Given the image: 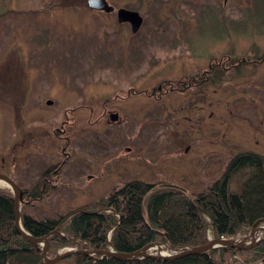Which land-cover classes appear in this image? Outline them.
Masks as SVG:
<instances>
[{"label": "rangeland", "instance_id": "374dc122", "mask_svg": "<svg viewBox=\"0 0 264 264\" xmlns=\"http://www.w3.org/2000/svg\"><path fill=\"white\" fill-rule=\"evenodd\" d=\"M107 1L140 12L138 36L124 37L109 17L103 39L87 0H0V173L31 188L45 168L63 166L49 175L56 188L25 205L37 218L65 214L134 178L197 194L236 152L264 154V0ZM255 54L263 59L170 86L225 57ZM254 231L247 247L264 236ZM158 243L147 250L156 253ZM68 248L78 249L58 253Z\"/></svg>", "mask_w": 264, "mask_h": 264}, {"label": "trees", "instance_id": "16d2710c", "mask_svg": "<svg viewBox=\"0 0 264 264\" xmlns=\"http://www.w3.org/2000/svg\"><path fill=\"white\" fill-rule=\"evenodd\" d=\"M252 57L263 59L256 54L225 57L196 76L195 83L218 77L233 62L240 66ZM62 167L48 166L31 188L23 187L22 225L35 237L47 236L48 256L63 247L134 252L155 242L187 249L206 244L209 233L214 238L236 237L264 218V154L252 149L233 154L220 176L197 194L181 186L134 178L107 196L56 217L26 213L25 205L56 188L49 175H59ZM14 208V194L0 186V264H41L42 247L19 233ZM70 256L75 264H264V236L250 247L218 246L173 259L101 257L99 253Z\"/></svg>", "mask_w": 264, "mask_h": 264}, {"label": "water", "instance_id": "95a60500", "mask_svg": "<svg viewBox=\"0 0 264 264\" xmlns=\"http://www.w3.org/2000/svg\"><path fill=\"white\" fill-rule=\"evenodd\" d=\"M87 2L89 3V5L96 7V8H102L106 4V0H87ZM118 19L120 21L122 20L131 21L133 31H136L140 27L143 21L142 15L137 10L128 9L126 7L119 8ZM0 180L6 182L13 191L14 207H15L14 208L15 224H16V227L19 233L23 235L25 238H27L28 240L34 242L35 244L42 245L41 260H40L41 264H45V263L51 264V263H54L60 260L61 258H64L74 253H82V254L89 255L90 257H93L95 256L96 253H99L101 254V257L105 255H110V256H115V257H124V258L136 257V256H140V257L158 256V257L173 259L177 257H182L187 254L201 252L209 248L218 247V246L247 247L248 245H246V241L250 238L254 230L260 228L258 226L256 227V225H253L250 232L244 237H240V238L239 237L238 238L215 237V238L209 239V241L206 244L195 246V247H190L187 249H182V250L176 251L174 253H169V254H161L159 252H156V253L149 252L147 250L148 249V245H147L134 252H118L113 249H71V248H68L67 250H64L63 252H59L55 256L50 257L47 255L49 247H50V243L48 241L47 236L35 237L32 234H30L28 231H26L22 225V222L20 219L21 217L20 203L24 201L23 188L12 177H10L7 174L0 173ZM262 229L264 230V227ZM158 244H162V243H158ZM162 245L165 246L166 248H169L165 244H162Z\"/></svg>", "mask_w": 264, "mask_h": 264}, {"label": "flooded vegetation", "instance_id": "af4514ba", "mask_svg": "<svg viewBox=\"0 0 264 264\" xmlns=\"http://www.w3.org/2000/svg\"><path fill=\"white\" fill-rule=\"evenodd\" d=\"M184 0H181V4L183 3ZM87 6L86 8H88L89 10H91V12L98 18V17H101V19H99V22H101V26L103 27L102 29V37L103 39L107 40L108 39V35L106 34V30H107V24L109 23L108 19L109 17H112L113 21L114 19L116 20V23L118 26L120 27H123L125 29V33L126 35H124V37H127L130 38V37H133L135 38L136 36H138L142 30V26H143V22L141 23L140 27L136 30V31H133L132 29V24H131V21L129 20H122L120 21L118 19V10L119 8L121 7H126V6H116V5H113L112 3H109L107 0H106V4L102 7V8H96V7H93L91 5H89V3L87 2ZM128 9H132V10H136L134 8H130V7H126ZM138 11V10H137ZM139 12V11H138ZM140 13V12H139ZM143 17V16H142ZM144 20V19H143ZM176 20L178 19H173V18H169L167 19V21L165 22H176ZM176 26V25H175ZM174 31L178 32L177 29H174ZM183 35L181 34V37ZM177 37H179L177 35ZM123 38V37H122ZM211 66V65H210ZM195 78L196 76H193L191 79L194 80V83L196 82L195 81ZM188 81V80H187ZM187 81H182V82H179L177 84H171L170 86H176V87H180L182 85H185V84H191V81L190 82H187ZM193 82V81H192ZM159 88L161 87H165L163 85H159L158 86ZM154 94L156 95V93L154 92ZM124 96V95H122ZM111 115V117H116L115 114H109V116Z\"/></svg>", "mask_w": 264, "mask_h": 264}, {"label": "bare ground", "instance_id": "6f19581e", "mask_svg": "<svg viewBox=\"0 0 264 264\" xmlns=\"http://www.w3.org/2000/svg\"><path fill=\"white\" fill-rule=\"evenodd\" d=\"M0 183H4V181L0 180ZM260 229H262L264 227V225H259ZM255 234V231L253 232V235ZM155 248L158 249L157 252L161 253V254H167L169 251H168V248H166L165 246H163L162 244H154Z\"/></svg>", "mask_w": 264, "mask_h": 264}, {"label": "built area", "instance_id": "2783aa9c", "mask_svg": "<svg viewBox=\"0 0 264 264\" xmlns=\"http://www.w3.org/2000/svg\"><path fill=\"white\" fill-rule=\"evenodd\" d=\"M175 249H177V248H168V251L171 252V253H173V252H176Z\"/></svg>", "mask_w": 264, "mask_h": 264}]
</instances>
